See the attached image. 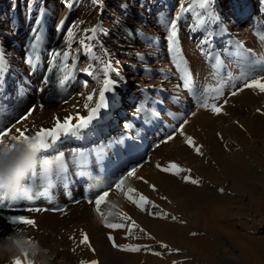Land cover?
I'll return each instance as SVG.
<instances>
[{
  "label": "bare ground",
  "instance_id": "bare-ground-1",
  "mask_svg": "<svg viewBox=\"0 0 264 264\" xmlns=\"http://www.w3.org/2000/svg\"><path fill=\"white\" fill-rule=\"evenodd\" d=\"M112 1L113 0H103L102 9L98 7L97 11L94 13V22L99 24L103 18H106L109 14L113 17V20L104 25L103 28L97 25L98 28L96 33L90 34V36L93 37L91 39L94 43L93 56L96 57V59L92 58L89 65L93 68V65L97 63L100 72L97 74L94 73L92 76H89L85 72L72 76L70 84L73 85V88L71 87L70 90L67 88L66 91L61 93L68 94L71 91L74 92L70 96L67 95L64 97L62 102L55 104L53 106V110H55L53 113L46 111L40 118H37V116H35L37 114H34L28 119L30 115L27 114V110L29 111L30 109V101L36 99L37 95L39 96V94L45 93L44 91L49 89L51 85L50 82L49 86L43 82L44 78L42 76L46 73L41 75L39 74V70L46 69L48 73H58V71H60V65L67 63L71 66L72 62H77L79 57L75 58L70 53L67 61H64L62 57L57 58V67L49 72L48 69L51 66L49 62L54 52L70 51L73 49L69 46L70 43H65V45L62 44L61 46V43H59L61 36L60 34H56L57 39H54L52 43L50 42V44H48L53 50H47V45L43 46L41 50L37 49L38 53L36 54L35 63L38 68L32 70L25 62L22 55L18 53L21 46L18 41H14L12 47L5 50L6 46L11 43L12 37H15L16 34L12 33L8 35V37L7 35H0V46L3 48L4 63L7 66L5 72L0 73V88L2 87V90H0V126L7 127L11 125L14 129H12L10 134H15L16 129H24L25 126L35 121H38V124L41 126L46 125L49 119L54 116L55 112L58 114L55 118L57 119L60 116L58 119L62 123L64 122V118L68 116L73 117L71 121L72 124L77 122L78 115L86 116L88 114V110L84 107L86 97L90 93H93V90H96L93 100L87 102L89 108L94 107L95 103L99 100V89L103 86V64L100 61H111L112 69L109 71V77L117 82L113 91L106 93L109 107L101 110L99 116L94 119L86 129L77 133L78 135L75 136V138L64 137L59 140V143L56 144V147L53 149L55 152L49 154L50 157L56 154V157L58 154L63 155L64 151L68 152L64 154L63 157L65 163H71V165L68 170L69 179L62 182L63 186L48 189L43 185H39L37 193L33 192V189L30 191L33 198H40V200L35 199L38 200L37 205L40 204L39 206L41 208L39 207V209H42V211L37 212V214L39 213L37 217H39V219L41 218V220H39L40 223L43 224L55 218L56 220L53 225L59 222H66L65 225L67 226V222H73L75 225H79L83 220L87 221L86 226L90 230L98 228L99 231L101 229L104 232L116 234V236L118 234L121 235V229H109L105 227L103 222V226H96V217L94 218V213H92L94 204L93 206H88L85 203L83 207H80V204L79 208L77 206L79 205L78 200L81 197L92 194L93 197H96L103 191L108 190L109 196L106 198L107 202L102 204L101 209L104 210L107 208L109 200L112 202L114 201V204L119 206L118 208L127 210L141 222L144 228L153 232L157 237L156 241H162L168 246L180 250L181 254L178 255H170V252L169 254H165L163 250L164 252H160L162 254L160 256L147 251V261L145 264H172L174 259L176 260L184 257L188 258V260L185 262L179 261L180 263L178 264H191L193 260H200L201 262L204 260H213L215 264H228L226 260L227 255L223 256L226 252L223 255L218 252L217 246H224L223 240L225 239L223 238L222 240V237L228 238L229 242L242 252L244 264H251L252 261V264H260V260L258 261L257 257H255L256 254L253 250H251V253L249 252L250 248L245 240L250 238L252 233H259L261 230L256 225L241 220L240 217L239 219L233 217L234 214L232 211L234 210H231L230 205V203L233 202V198L227 194L223 195L219 193L218 189H222V186L219 185H221L223 181H220L218 170H216L215 166L210 164L209 161L194 167L193 172L198 174L196 175L194 173V175H196V177H203V180L199 182L198 186L192 183H182L176 181V179L169 178L167 175L160 174L153 168H150L148 163L143 167L140 173H144L148 182L157 186L160 192L158 190L153 191L150 189L151 187H147L146 183L139 181L133 184L131 183L133 186H136L135 191L126 192L132 194L134 197L144 191L153 199L159 198L161 204L165 206V210L169 209L172 215L173 213L177 215H179L178 213L181 214L178 221L152 218V216L145 214V212L138 209V207L134 208L128 205V199L125 198L126 196H121L122 190L115 193L111 191L110 187L114 186L115 189V184L117 182L120 180L124 181L131 177L128 176L127 173L140 163L141 158L150 151L156 142H161L170 134V131L176 125V118L180 117L182 114L180 109L186 103L184 98L187 97L183 88H175V85L179 82L171 79V75L165 72V67L161 59L157 58V54L162 52L161 45L163 41L162 36L155 30L154 26L156 23L153 26V23L143 17L140 12H135L134 4L130 1L123 2L124 4L121 2V4L119 3L116 7L112 5ZM183 1L186 2L189 0ZM220 3V7H224L222 17H220L223 19L224 23L228 24V27L234 25L233 22L237 16H243V14L249 13L251 10V5L246 3V0H238L236 4L232 3L230 5L225 4L224 0H220ZM105 10L108 11L109 14L107 12L106 14ZM64 13L65 12L61 14V17ZM217 21L219 20H215V22ZM133 23H136V27L130 29ZM6 26L7 24H4L2 28H0L1 34L6 32V29H4ZM128 29L130 30L128 31ZM228 29L231 30L232 28ZM216 38H212V40H215L214 43H222V45L230 41L227 36H219L217 39ZM226 48L223 46L222 49L227 50ZM43 49L44 51L40 53ZM105 50L109 55H105ZM216 50L219 52L220 48L217 47ZM117 67L118 71L115 70ZM33 75L35 78L34 80ZM85 83L87 85L86 87ZM77 84L78 89L75 88ZM43 88L46 89L44 90ZM41 89H43V92H41ZM69 98L72 99L69 100ZM147 112L152 114L151 118H147ZM161 112L164 113L163 117ZM25 117L27 118L25 119ZM18 121L20 122L18 123ZM51 126L53 127L54 125ZM52 127L49 128L52 129ZM188 128L189 125L186 124L184 126V131H187ZM226 128L232 129V127L230 128L228 126ZM34 133H30L29 135ZM206 133L204 134L206 135ZM213 139L215 138L213 137ZM7 140L8 138L5 137L6 142ZM208 140H210V138ZM180 141L182 140L179 138V135H177L173 141L164 144L167 149H171L167 152L168 155H172L173 153L177 158L184 157L182 152H188L190 149L183 143L181 144ZM216 142L218 141L216 140ZM210 144L212 148L218 152L219 149L216 148L218 145L211 142ZM222 148L223 147H221V150L224 151ZM79 152L88 154L86 168H81L74 162V157L76 153ZM217 156L219 158V155ZM195 158L190 155L186 160L189 161L188 163H194ZM194 165H192V167ZM227 166L226 173L230 178H228L229 180L227 179L226 184L224 183V185H226L225 187L229 189L230 187L235 188L236 186H241L243 189L247 188L248 190L249 188L250 190L251 183L249 182L248 176L251 174L247 176L248 171H246V169H248V163L246 159H235L234 162L231 164L228 163ZM61 175H57L60 184L62 180ZM194 175L191 174L192 178H196ZM95 176L96 178L94 181H85L84 179H90ZM72 179L74 182H72ZM252 179L256 180L255 178ZM257 186L255 187L257 188ZM249 194L251 195L253 192ZM254 194H256V192ZM163 196H166L167 200L161 199ZM257 201L255 202L257 203ZM63 205H67V207H65L66 210L64 209V213L55 210ZM7 206L10 205L8 204ZM145 207L148 206L145 205ZM113 209L115 212L108 215V223H125L126 220L120 215V209L117 210L115 206H113L112 210ZM21 211L29 212L26 209ZM68 211L69 214L66 213ZM155 211H159V209ZM0 214H2L1 211ZM179 221H184V223H180ZM7 229H9V233H15L11 226ZM134 231L137 232L136 227ZM100 233L99 235H101ZM191 233H197V235L193 236ZM1 235L5 238L8 232L1 231ZM120 237H118L119 240L121 239ZM102 238L104 240V245L108 248L107 236L103 235ZM92 239L94 243L97 244L95 237ZM11 244L10 241L2 242L0 240V248H2L4 257L7 255L9 256V248H11V250L13 249ZM97 246L101 248V250L103 249L102 252L100 251L102 253L101 257L103 264H121L125 258L127 259L126 261L129 260V264H143L141 263V253H127L125 251L118 253L120 250L118 252L116 250L117 253L114 254V252H109L100 244H97ZM253 248L252 246V249ZM157 252L159 251L157 250ZM52 263L57 264V261Z\"/></svg>",
  "mask_w": 264,
  "mask_h": 264
},
{
  "label": "rangeland",
  "instance_id": "rangeland-1",
  "mask_svg": "<svg viewBox=\"0 0 264 264\" xmlns=\"http://www.w3.org/2000/svg\"><path fill=\"white\" fill-rule=\"evenodd\" d=\"M128 1L134 4L135 12H140L143 15V17H145L147 20L153 23V26L156 23V25L154 26L155 30L162 36V41H163L161 45L162 52H160L161 54L160 53L157 54V58L161 59V61L163 62V66L165 67L164 69L165 72L171 75L172 80L178 81L180 83V79H179L180 74L177 72V69L168 51L167 40H166L168 29L166 27L165 20L174 17L178 12L181 13L180 19L178 21V35L180 41L179 46L182 49L183 58L188 61L191 67L197 88L201 86H210L216 83V81L213 80V78L210 75L213 70V61H211L205 53L211 51L214 56L216 54H220L221 59L223 61V68L226 71V75L222 73L221 76L217 77L220 83L225 84L224 87L225 95L218 103L223 104V100L228 99L227 105L224 106V111L227 112L228 115L214 116L210 111L197 110L191 95L189 94L188 91L184 89L185 95L187 96L184 98V100H186V103L180 109L182 111V114L180 115V117L176 118L175 120L176 125L173 127V129L179 127V125L183 122V120L187 118L188 120L187 124L189 125V128L187 129V131H185V133L189 136H192L196 144L203 146L202 151L204 155L200 156L195 153L193 148L187 147V145L184 142L183 136H179V138L183 141L180 142L181 144L183 143L190 150H188V152L185 153L182 152V155L184 157H180V158L175 157L173 153L172 155L171 154L168 155L167 152L171 149L170 148L167 149L164 146V144H161L160 141H158L155 143L156 145L154 144L153 147L150 149V151L148 150L149 152L141 158L140 163L134 167L136 169L135 174L129 177L128 179L124 180V183L121 185V189L116 190V188L114 189L113 186L110 187L111 191L115 193V192H120L122 190L121 191L122 197L126 196L125 198H127L128 196H131L134 200H139L140 195L144 194L143 196L147 197L148 200L156 202L154 204L160 206L159 210L163 209L164 212H167L172 215L169 209L165 210V206L161 204L159 198L153 199L150 196H148L144 191H142L139 195H136L134 197L132 194H128L126 192H129V189H134V190L136 189L135 188L136 186L132 185L133 183L138 181L144 182L143 180L139 179V177H143L144 180H147V178H145L144 173H140V172L143 169V167L148 163L150 168H153L158 173L167 175L169 178L176 179V181L186 183L183 180V177L185 175H190V177L192 178L191 174L194 175L195 173L193 172L194 167H197L198 165H202V163L205 164V162L209 161V163L215 166V169L218 170L220 181L221 180L223 181L222 184L219 186H222V189L224 191L220 192L219 191L220 188H219L218 189L219 193L223 195L227 194L231 196V198H233V202L230 203L231 210H234L232 211L234 214L233 217L238 219L240 217L241 220L256 225L261 230L259 233L258 232L252 233V235H250V238H247L245 241L250 248L249 252L251 253V250H253V252L256 254L253 255L257 257L258 261L260 260L259 263L264 264V202H263L264 201L263 199L264 198V93H261L258 89L255 88H246L235 96H229V92L231 91V88L226 84L228 77H235L236 75H239L241 71L248 70L252 66H255L257 69L264 67V64L258 63V62H264V42H262L260 39L261 36H264V0H246V3L251 5V10L249 13L243 14V16L242 15L237 16L233 22L234 23V25H232L233 27L232 26L228 27V24L224 23L223 19L221 18L224 7L223 8L222 6L220 7L221 4L220 0H212L211 9L217 15L218 17L217 19L219 21L217 22L209 21L207 15L205 14V16L202 17L205 23L201 24L200 27L196 28L195 30L194 28L198 23L197 13L202 11L199 8L198 3L195 2V0H189L186 2L183 1L186 5V8L183 12H181L180 8L178 7V5L181 3V0H118V1L113 0L112 5L116 7L118 6L119 3L121 4V2L123 3ZM224 1L225 4L230 5L232 3L236 4L238 0H224ZM189 2L192 3V7L190 10L187 8V4ZM70 3L72 6L67 7L64 3H62V0H0V28H2L4 24H7V26L4 27V29H6L5 30L6 32L4 34H1L0 32V35L3 36L7 35L8 37V35L12 33L16 34L15 37H12L11 43L6 46L5 50L12 47V43L14 41H18L21 44L18 53L21 54L23 59L25 60L26 53H28L29 51V46L33 43V39L35 35L33 29L35 28L43 36V43L40 46L39 50H41L42 47L45 45H47L46 47L47 50L49 49L53 50V48L48 44H50V42L52 43L54 39H57L56 34H60L61 37L59 43H61V46L62 44L65 45V43H70L69 46L73 48L70 50V53L75 58L79 57L76 62V69H71L70 66L68 69H66V71L69 72L70 79L68 80L64 88H60L59 83H57L59 81V78L63 75V73H61L60 71H58V73H48L46 69L43 70L38 69L39 74L42 75L46 73L42 77L45 78V76H47L49 78V82L51 85L48 83V86L50 85L49 86L50 88L47 90H45L46 88L45 89L43 88L45 90L44 91L45 93L39 94V96L37 95L36 99L30 101L29 110L32 109V111L28 119L31 118L34 114H37L35 116H37V118H40L43 116V113L46 111L53 113V111H55L53 110L54 109L53 106L55 104L62 102L64 97H66L67 95L70 96L74 92L71 91L68 94L61 93L63 91H66L67 88L69 90L71 89V87L73 88V85L70 84L71 77L83 72L82 69L89 66V63L94 55V48H93L94 43L92 42V40L91 41L86 40V43L90 44L93 49L90 55L85 54V50L79 43L81 39L85 38V33L83 29L92 28L93 26H97V25L103 28L104 25H106L109 21L113 20L112 19L113 17L109 14L108 11L105 10V13L107 12L109 15L106 18H103V20L99 24L95 23L94 13L97 11L98 6L93 5L91 3V0H70ZM41 8L44 9V14L42 16L40 15ZM63 12L65 13L61 17V14ZM37 19L41 20L40 25L36 24ZM62 19H64L65 21L64 26L62 27L63 29L60 28L58 30L59 22ZM79 21H83L84 23H79ZM73 24H77V27H73L72 30L74 36L73 38L69 39L67 37V29L69 27H72ZM132 27L135 28L136 23H133L130 29ZM228 28H232V29L229 30ZM130 29H128V31ZM90 34L91 33H88L87 35ZM219 36L229 37L230 41L229 43H227L228 45L226 43H224V45H222V43H214L215 40H212V38L213 37L218 38ZM223 46H225V48L227 47L226 48L227 50H223L222 49ZM217 47L220 48L219 52L216 50ZM201 49H203V52ZM243 49H252L254 50L255 55L244 57L241 55ZM43 51L44 49L40 51V53H42ZM37 53L38 51H36V54ZM177 60L178 61L180 60V56H177ZM36 68H38V66H36ZM92 69L94 70L95 74L100 72V70H98L97 63L93 65ZM115 70L118 71V67L115 68ZM34 75H33V80L35 79ZM261 82L264 83V81ZM237 87H240V84H237ZM75 88L78 89V84L75 86ZM43 89H41V92H43L42 91ZM0 90H2V87L0 88ZM70 99L72 98H69V100ZM257 109H261V112H257ZM192 111H196L197 114L195 116L189 115V113ZM27 112L29 113L28 110ZM161 114H163L162 115L163 117L164 113L161 112ZM56 115H58L56 112L54 113V116L51 115L52 117L51 119H49L48 124L46 125L41 126L40 124H38L39 123L38 121L37 122L35 121V122H31L29 125L25 126L24 129L22 128L20 130L24 131L25 129H27V132L25 134L29 135L30 133L39 131L41 128L51 129L49 128L52 127L51 125H54L53 127H55L56 125V121H57V119L55 118ZM146 116L147 118H151L152 114L147 112ZM58 118H60V116ZM241 125L243 127H241ZM227 126L230 128L232 127V129L226 128ZM173 129L170 131V133L173 131ZM235 130L238 133H236ZM204 133H206L207 136ZM217 133H220L223 139L218 137ZM15 134L19 135L18 132H16ZM209 134H211L212 136ZM77 135L78 134L75 133L74 131L66 134L61 133L59 135L58 140H56V142L52 144L49 149L42 151L39 154V156L42 155L40 157H50L49 154L55 152V150L53 149L56 147V144L59 143V140H61L64 137L75 138V136ZM208 137L210 138V140H208L209 139ZM213 137L215 139H213ZM216 140L218 142H216ZM210 142L218 145V147L216 146V148H218L220 151L218 150L217 152L216 150H214ZM221 147H223L222 149H224V151L221 150ZM222 151L224 155L222 154ZM67 153L68 152L64 151L63 155ZM55 155L56 154H54L53 157L51 158L55 159L56 158ZM190 155H192L194 158L196 157L194 159V163L192 162L188 163L189 161L186 160L190 157ZM217 155H219V158ZM235 159H240V160L246 159L248 163V167H247L248 169H246V171H248L249 173V174L247 173V176L251 174L250 176H248L250 180L249 182L251 183L250 190L249 188L248 190L247 188L243 189V187L241 188V186L240 187L236 186L235 188L230 187L229 189H227L225 187L226 185H224V183L226 184L227 179L230 178L229 175L226 173V166L228 163L231 164L232 162H234ZM169 162H176L183 169H191L192 173L180 172L178 175H174L173 172H175V170L165 173L156 167L157 163H159L162 167H166ZM70 165L71 163L70 164L65 163V168L67 169L66 180L69 179L68 170L70 169ZM192 165L194 166L192 167ZM37 169L39 171V166H37ZM195 174L198 175L197 173ZM196 175H194V177H196ZM95 178L96 176L90 179L89 178H84V179L85 181H91V180L94 181ZM196 178H200L199 182L203 180V177L201 178V176H197ZM252 178H255L257 181ZM53 180H54L55 188L63 186L62 182L66 181L62 179L60 184L57 174L55 172H53ZM72 182H74L73 179ZM27 183L30 182L26 181V184ZM188 183L191 184L190 182ZM149 184L154 185L152 183H146L148 188H150ZM255 186H257V188ZM38 188L39 185L32 187L31 190L33 189V192L37 193ZM156 189L158 190L157 186ZM158 191L160 192V190ZM248 191L253 192V194L250 195L249 194L250 192ZM255 192L256 194H254ZM92 195H88V196L85 195L81 197L78 200L79 201V205H77L78 208L80 204H81L80 207H83L85 203L88 206H93V204L88 202L89 200H94L95 197H93ZM35 199L40 200V198L38 197L37 198L32 197L31 200L24 199L22 198L21 194H18L17 198L9 204L10 206L0 208L1 209L0 211L2 213L0 214V240L2 242L3 241L11 242V240H5L1 235V231L8 232L9 234V229L7 228L11 226L15 231L14 234L16 238H23L26 236L29 238V242H31L33 238L40 242L41 249L38 252V255L35 258H30L29 253L27 251L22 252L20 255H15L13 254L14 249L11 250V248H9L10 250L9 256L7 255L6 257H4L2 248H0V264H12L14 258H18V257L22 258L25 256V254L27 259L31 261V264H53L52 262L54 261H57V264H81V261H84L85 264H90L91 261H98V264H103L101 257L102 254L101 252L103 251V249L101 250V248H98L97 244L102 245L103 248L107 249L109 252H114V254L117 253L119 250L120 251L118 253L123 251L117 247H113L112 242L109 241L108 239L109 233L104 232L101 229L99 231L98 228H94L92 230L88 229V227L86 226L87 221L82 220L79 223V225H75V223L73 222H67L68 223L67 226L65 225L66 222L63 223L59 222L56 225H53L54 221L56 220L54 218L51 219V221L42 224L39 221L41 220V218L39 219V217H37L39 213L37 214V212L33 213V212L21 211L25 209L27 210L29 208H39L40 204L37 205L38 200ZM255 201H257V203ZM127 203L128 205L137 208V206L131 203L129 200H127ZM113 206H115L117 210L120 209L118 208L119 207L118 205L114 204V201L112 202L109 200V204L107 205V208H105L104 210L101 209V211H103L105 214H108L109 212L113 213L115 212L114 209L112 210ZM147 206L148 207L146 208L150 209L153 212H155V210H158L157 208L151 207L150 205ZM65 207H67V205L60 206L55 210L64 213ZM92 210L94 211V209ZM93 211L92 213H94V218L95 217L97 218V219L95 218L96 226L98 227L100 225L103 226L102 220ZM119 211L122 218H124L126 221L125 223H123L125 227L121 229L122 231L121 235L118 234L116 236V234L114 235L113 233H111V235L115 237L114 239L117 244L131 245V246L147 245L151 247L152 250L154 249V251L158 250L159 252L162 253L165 251V254H169L170 251L168 249L160 248L161 247L160 241H156L157 238L156 235L153 232H150L149 229L144 228V226L141 225V222L138 221L136 217L132 216L127 210L120 209ZM66 213L69 214V211ZM124 214H127L128 217H131V220L126 219L124 217ZM145 214H147V212H145ZM178 214L179 215L173 213V215L179 218L181 214L180 213ZM14 215H24L25 217L34 219L36 222V227L30 225H23V224L17 225L10 223L8 218ZM132 218L136 222V224L130 223L132 221ZM136 225H139L147 233H151V236L154 237V239L152 240L149 239L144 232H141L139 228L136 227ZM135 227L137 229V232L134 231ZM129 228L131 229L130 233H129ZM81 230L87 233L89 242L92 246L91 248H89L87 245L80 244V240L82 239ZM99 233L101 235H99ZM103 235L107 236L108 248H106V246L103 243L104 242L102 238ZM70 237H74V239H70ZM93 237H95V241H97V244L94 243L92 239ZM118 237H120L121 239L119 240ZM223 238L225 240H223ZM116 239H118L119 241ZM222 240L224 241V246L218 245L217 246L218 252L221 255H223L226 252L223 256L227 255L226 260L228 261V264L231 263L244 264L242 259L243 256L242 252L239 251L238 248L233 246L229 242L228 238L222 237ZM252 246L254 247L253 249ZM73 248L76 249L75 252H73ZM169 248L173 250L178 249V248H173L171 246H169ZM92 249H94V252ZM125 252L141 253L142 254V256L140 255L141 263L145 264L147 261V256H146V254H148L147 250L142 249L141 251L138 252H130V251H125ZM171 254L178 255L181 253L179 250V252L174 251V253L172 251L170 252V255ZM184 258H178L176 260L174 259L173 262H176V264H178L182 261L185 262L186 260H188V258L186 259ZM126 260H127L126 258L123 259L121 264H129L128 262L129 260L128 261ZM212 262L213 260L212 261L204 260L202 262L200 260L199 261L193 260L191 264H215L214 262L213 263Z\"/></svg>",
  "mask_w": 264,
  "mask_h": 264
},
{
  "label": "snow or ice",
  "instance_id": "snow-or-ice-1",
  "mask_svg": "<svg viewBox=\"0 0 264 264\" xmlns=\"http://www.w3.org/2000/svg\"><path fill=\"white\" fill-rule=\"evenodd\" d=\"M196 3H198L199 8L202 10L201 12L197 13V19L198 23L195 26L194 30L196 28H199L201 24L205 23V21L202 19V17L205 16V14L208 17L209 21H215L218 17L214 13V11L211 9L212 0H195ZM62 3H64L66 6L71 7L70 0H62ZM91 3L93 5H96L102 9L103 6V0H91ZM181 12H183L186 8L185 3L183 0H181V3L178 5ZM192 7V3L189 2L187 4V8L190 10ZM44 14V9H40V15L42 16ZM180 12H178L174 17L165 20L166 27L168 29L167 31V46L168 51L170 53V57L177 69V72L180 74L179 79L180 83L175 85V88L180 89L183 88L186 91L189 92L191 95L194 105L197 110H205L210 111L214 116L219 115H228L227 112L224 111V106L227 105L228 99L223 100V104H219L218 102L224 97V87L225 84H222L219 82L217 77L221 76L222 73L226 75V71L223 68V61L221 59L220 54H216L215 56L211 51L205 53L208 58L213 61V70L211 72V77L213 80L216 81L213 85L210 86H201L197 88L194 80V76L192 74L191 67L186 59L182 56V49L180 48V41H179V35H178V21L180 19ZM64 19H62L59 22L58 30L64 26ZM79 23H84L83 21H79ZM36 24L40 25L41 20L37 19ZM73 27H77V24H73L72 27H69L67 29V37L69 39L73 38ZM98 26H93L92 28H86L83 29L85 33V38L81 39L79 41L80 45L85 50L86 55H90L93 51L90 44L86 43V40H91L93 37L90 35H87L88 33H96ZM33 32L35 33L33 43L29 46V51L26 53L25 62L31 67L32 70H35L36 68V51L40 48V46L43 43V36L42 34L37 30L33 29ZM261 41L264 42V36L260 37ZM203 52V49H201ZM105 55H109L107 51L105 50ZM241 55L244 57L255 55L254 50L252 49H243L241 52ZM70 56V51H63V52H54L51 56L50 60V67L48 69L49 72L52 71L53 68L57 67V58H61L64 61H67ZM177 56H180V60H177ZM93 59H96V57H92ZM103 64V86L99 89L98 95L99 100L95 103L94 107L89 108V105L87 102H90L93 100L94 95L96 94V90H93V93H90L86 97V103L84 107L88 110V114L86 116H79L77 118V122L75 124H72L71 121L73 120L72 116H68L64 118V122L61 123L59 119L57 118V122L55 127L52 129H43L41 128L39 131H36L32 135H26L27 129L24 131H21L20 129H16V132L19 133V135L10 134L12 132V126L9 125L7 127L0 126V159H3L7 156L8 153H11L17 145H27V147L31 150L33 154H40L42 151L47 150L51 147L52 144L56 142V140L59 138V135L61 133H69L75 131L76 133H79L80 131L86 129L94 119H96L99 114L101 113V110L107 109L109 107L108 99L106 98V93H109L113 91L116 81L112 80L109 77V71L112 69L111 61H100ZM261 64H264V62H258ZM6 64L4 63V57H3V48L0 46V73H4L6 70ZM71 69H76V61H73L71 64ZM69 68V65L67 63H64L59 66V70L63 75L59 78V86L60 88H64L68 80L70 79L69 72L66 71V69ZM83 72L88 74L89 76L94 75V71L92 69V66L89 65V67L83 68ZM264 67L257 69L255 66L250 67L248 70L241 71L239 75H236L235 77H228L226 84L230 86L231 91L229 92V96H235L239 92H242L246 88H255L258 89L261 93H264V83L261 81H264ZM45 84L49 83V78L45 76L44 81ZM237 84H240V87H237ZM85 83V87H86ZM32 110H29L28 115L31 114ZM257 112H261V109H257ZM197 113L196 111H192L189 113L191 116H195ZM27 117H25L26 119ZM19 122V121H18ZM188 123L187 118L183 120V122L179 125V127L173 129V131L167 135L160 143L166 144L168 142L173 141L177 135L184 137L185 144L193 148L196 154L203 156L204 153L202 151L203 146L196 144L194 138L192 136H189L184 131V126ZM238 123V122H237ZM241 127H243L241 125ZM217 136L223 139L222 135L220 133H217ZM5 137L8 138L7 142L5 141ZM159 146V145H157ZM87 157L88 154L84 152L76 153L74 157V162L81 168H86L87 166ZM55 165V170L51 169L49 167V161L44 160L42 164L39 166V171L37 170V167H33L31 172L28 175L27 182L25 183V187L22 189L21 195L22 198L31 200L32 195L30 194L31 188L35 187L37 185H43L45 188H52L55 186L54 180H53V172H55L57 175H61V179L66 180L67 179V169L65 168V159L62 154H58L56 158L52 162ZM156 167L160 169L161 171L168 173L172 170H175L173 172L174 175H178L180 172H187L191 173V169H183L181 168L176 162H169L166 167H162L159 163H157ZM136 172V169H131L127 175L133 176ZM139 179L143 180L144 183H149L147 180H144L143 177H139ZM183 180L188 183H192L194 185H199V178H191L190 175H185L183 177ZM124 183L123 180H120L115 184V188L117 190L121 189V185ZM149 186L152 188L153 191H156V186L149 184ZM135 191L134 189H129V192ZM219 191L223 192V189H220ZM109 196V191H103L102 193L98 194L94 200H89L88 202L91 204H94V212L101 218L102 222L105 224V227L109 229H122L125 227L124 224L121 223H108V215H111L112 213L109 212L107 215L101 211L102 204L106 203V198ZM17 197L14 199H8L4 196H0V208L6 207L8 204H10L12 201H14ZM127 199L135 204L141 211L147 212L149 216H152L153 218H160V219H171L172 221H178V217L175 215H171L167 212H164L162 209L159 211H150L148 208L145 207V205H150L151 207L159 209L160 206L154 204L151 200H148L147 197L143 196L142 194L139 197V200H134L131 196H128ZM161 199L167 200V197H161ZM29 212H39L42 211V209L39 208H29L27 209ZM124 217L128 220H131V217H128L127 214H124ZM9 222L12 224H23V225H30L33 227H36V222L34 219L25 217L24 215H14L8 218ZM180 223H184V221H179ZM132 224H136L134 220L131 221ZM137 228L141 232H144L145 235L149 239H154V237L151 236L150 233H147L143 228H141L139 225H136ZM131 232V229L129 228V233ZM82 239L80 240V244L87 245L89 248H91V244L89 242V238L86 232L81 230ZM191 235L195 236L197 233H191ZM70 239H74V237H70ZM109 241L112 242L113 247H117L123 251H130V252H138L142 249L152 252V254L160 256L162 255L160 252L153 251L151 247L147 245H138V246H131V245H119L115 242L114 237L109 233L108 235ZM160 245L162 248L168 249L170 252L175 251L179 252L178 249L173 250L170 249L167 244H164L160 242ZM75 248H73V251L75 252ZM94 252V249H92ZM12 264H31V261L27 259L26 254L24 257H18L14 258L12 261ZM81 264H85L84 261H81ZM90 264H98V261H91ZM173 264H176V262H173Z\"/></svg>",
  "mask_w": 264,
  "mask_h": 264
},
{
  "label": "clouds",
  "instance_id": "clouds-1",
  "mask_svg": "<svg viewBox=\"0 0 264 264\" xmlns=\"http://www.w3.org/2000/svg\"><path fill=\"white\" fill-rule=\"evenodd\" d=\"M44 160L49 161V167L55 170V165L52 163L53 158L40 157L39 154H33L27 145H17L11 153L0 159V196L14 199L21 194L32 168L40 166ZM4 239L11 240L15 255L27 251L30 258H35L41 249L38 240L33 238L29 242L26 236L16 238L13 232H10Z\"/></svg>",
  "mask_w": 264,
  "mask_h": 264
}]
</instances>
